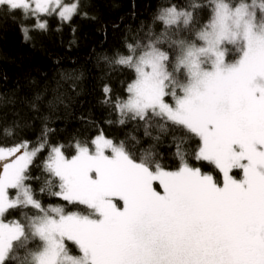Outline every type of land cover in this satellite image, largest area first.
Returning a JSON list of instances; mask_svg holds the SVG:
<instances>
[{
	"label": "snow or ice",
	"instance_id": "6c2138e0",
	"mask_svg": "<svg viewBox=\"0 0 264 264\" xmlns=\"http://www.w3.org/2000/svg\"><path fill=\"white\" fill-rule=\"evenodd\" d=\"M81 8V0H0V13L34 21L20 25L26 42L47 34L46 17L95 19ZM154 20L159 31L141 26L123 51L98 57L108 74H133L124 97L105 83L102 103L153 141V128L178 133V166L166 167L154 144L137 152L135 135L129 146L102 129L90 143L74 138L68 156L50 143V117H38L35 144H0V264H264V0L171 3ZM45 150L39 193L62 204L45 205L32 187L41 177L31 166Z\"/></svg>",
	"mask_w": 264,
	"mask_h": 264
},
{
	"label": "trees",
	"instance_id": "16d2710c",
	"mask_svg": "<svg viewBox=\"0 0 264 264\" xmlns=\"http://www.w3.org/2000/svg\"><path fill=\"white\" fill-rule=\"evenodd\" d=\"M190 2L81 0V11L86 7L89 15L95 19L76 15L70 24H62L55 16L46 17L49 25L47 34L32 32L33 40L28 42L24 40L20 25L30 27L34 21L24 20L20 12L15 14V18L0 13V144L11 145L25 139L35 144L42 127L38 117L49 116V127L55 129L49 137L50 143L64 144L68 156L74 154L70 146L74 138L90 143L91 138L102 129L116 143L123 140L129 146L134 143L130 136L135 135L141 140L137 152L141 147L154 144L162 163L168 168L177 167L178 162L172 155L175 150L172 136L178 133H158L153 128L152 135H160L158 142L153 141L150 137H144L143 126L138 122L118 124V117L112 107L102 103L105 83L111 85L113 97H124V87L133 78V74L127 70L108 74V69L102 62H98V57L111 56L117 50L123 51L125 39L132 41L141 26H145L146 30V26L152 25L154 30L159 31L161 26L154 18L162 7L171 3L184 7ZM195 2L206 4L208 0ZM208 15L207 8L200 10L202 23ZM73 28L76 29L75 34ZM230 56L235 58V54ZM37 94L42 97L39 101L34 99ZM12 100L15 102L11 103ZM33 102L37 104L38 111L32 109ZM107 120L112 123H106ZM14 121L20 127H12ZM5 127H10L14 135H6L3 131ZM197 143L193 139L191 148L194 149ZM47 154L46 150L42 152L31 166L32 175L41 177L39 181L31 182L32 187L45 205L62 204L64 202L58 198L39 193L44 178L42 164ZM189 162L204 172L212 173L217 179L220 178L218 171L206 162H197L191 158ZM234 174L239 178L238 170H234ZM18 215L14 212L7 219L17 218Z\"/></svg>",
	"mask_w": 264,
	"mask_h": 264
},
{
	"label": "rangeland",
	"instance_id": "374dc122",
	"mask_svg": "<svg viewBox=\"0 0 264 264\" xmlns=\"http://www.w3.org/2000/svg\"><path fill=\"white\" fill-rule=\"evenodd\" d=\"M67 0H64V3H72V2H66ZM69 1V0H68ZM234 53L230 54L233 55ZM12 195H15V193L13 192Z\"/></svg>",
	"mask_w": 264,
	"mask_h": 264
}]
</instances>
